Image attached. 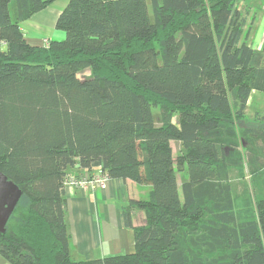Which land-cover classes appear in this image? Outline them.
Listing matches in <instances>:
<instances>
[{"label": "trees", "instance_id": "16d2710c", "mask_svg": "<svg viewBox=\"0 0 264 264\" xmlns=\"http://www.w3.org/2000/svg\"><path fill=\"white\" fill-rule=\"evenodd\" d=\"M55 1L0 0V173L22 194L0 256L9 264H264V128H236L251 93L264 94V47L248 43L255 14L238 0H69L55 23L64 40L29 45L19 22ZM243 161L253 199L244 198L242 216L232 171ZM70 168L151 188L121 209L132 254L70 258ZM133 209L145 214L141 226L132 225Z\"/></svg>", "mask_w": 264, "mask_h": 264}, {"label": "crops", "instance_id": "0c3cea01", "mask_svg": "<svg viewBox=\"0 0 264 264\" xmlns=\"http://www.w3.org/2000/svg\"><path fill=\"white\" fill-rule=\"evenodd\" d=\"M68 2L69 0H57L29 19L19 22V28L24 32L25 40L29 45L40 46L44 41L64 39L65 33L55 29V23ZM255 2L258 1H244L250 13L257 12ZM259 3L262 8L257 12L259 16L254 21L248 40L249 45L257 51H261L264 47V0H259ZM4 50L6 44L0 40V51ZM252 94L254 93L252 92L251 96ZM66 172L65 221L70 258L75 262H89L104 257L132 254L133 232L123 226L121 209L131 200H147L151 188L128 180L107 178L103 189L85 191L70 186L68 181L105 173L100 168L88 171L70 168ZM131 216L134 227L141 226L145 221V214L141 210L133 209ZM0 264L9 263L0 256Z\"/></svg>", "mask_w": 264, "mask_h": 264}, {"label": "rangeland", "instance_id": "374dc122", "mask_svg": "<svg viewBox=\"0 0 264 264\" xmlns=\"http://www.w3.org/2000/svg\"><path fill=\"white\" fill-rule=\"evenodd\" d=\"M258 2H255V6H257L256 11L258 12L260 10V8H262V5L259 3V0H257ZM247 4V3H246ZM10 14L11 17H13V3H10ZM149 7V6H148ZM246 5L243 2V0H238V9L243 12V14H245L246 11ZM253 9V10H255ZM249 10V15H254L257 18V16H259V14H257V12H253L251 11L250 13V9ZM64 40V39H63ZM90 74L89 70H85L81 73L78 74V77L80 79L86 78L88 77ZM254 94H252V96L250 97V103H248L247 109L245 111V119H243V121L241 123H238L236 125V128L241 131L242 129H246V128H250V129H254V128H264V122L262 121H258L257 119V114L259 117L264 116V94L262 93H258V92H253ZM159 112V106L157 105L155 108H153V113L155 115H157ZM177 112L174 113V122H177ZM172 148L174 153L178 154L179 153V147L176 144H172ZM242 171V175L240 176L239 172ZM232 173H234V179L232 181L233 184V190H234V196L236 199V211L240 214V215H245L246 213V209L247 206L244 203V198L246 197H250L252 198V193H251V189H249V176H248V169L246 164L242 163V166L236 169H233ZM184 174L183 173H179L178 172V182H179V186L181 185V179H184ZM245 191H247L248 196L245 195ZM216 256H214L215 258Z\"/></svg>", "mask_w": 264, "mask_h": 264}, {"label": "water", "instance_id": "95a60500", "mask_svg": "<svg viewBox=\"0 0 264 264\" xmlns=\"http://www.w3.org/2000/svg\"><path fill=\"white\" fill-rule=\"evenodd\" d=\"M19 188L0 173V234L21 198Z\"/></svg>", "mask_w": 264, "mask_h": 264}, {"label": "built area", "instance_id": "2783aa9c", "mask_svg": "<svg viewBox=\"0 0 264 264\" xmlns=\"http://www.w3.org/2000/svg\"><path fill=\"white\" fill-rule=\"evenodd\" d=\"M43 45H46V41H44ZM106 180L107 176L105 174L94 175L72 179L68 181V184L72 187H77L85 191H96L104 188Z\"/></svg>", "mask_w": 264, "mask_h": 264}]
</instances>
